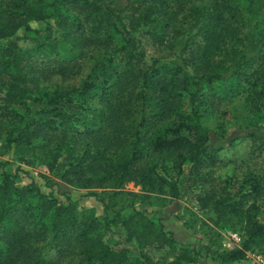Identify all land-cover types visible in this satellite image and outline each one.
I'll list each match as a JSON object with an SVG mask.
<instances>
[{
    "label": "trees",
    "instance_id": "trees-1",
    "mask_svg": "<svg viewBox=\"0 0 264 264\" xmlns=\"http://www.w3.org/2000/svg\"><path fill=\"white\" fill-rule=\"evenodd\" d=\"M120 1L0 0V40L6 39L0 42V127L6 129V143L38 139L42 151L52 153L50 167L59 169L61 179L85 190H115L133 182L148 193L177 196L171 171L180 173L185 163L193 185L204 177L213 186L211 169L220 148L211 145L210 130L200 120L215 110L212 85L229 77L250 85L249 104L259 109L264 0H126L127 15L117 6ZM140 29L154 45L178 48L175 57L144 63L135 35ZM21 40L32 46L23 49ZM77 77L75 85L63 86ZM36 85L41 88L33 96ZM184 94L190 116L180 112ZM29 101L41 104L43 112H21ZM242 135L254 146L262 132L247 129L235 137ZM18 170L0 173V264L197 262L201 248L177 250L162 227L155 230L149 222L147 232H138L137 224L146 219L139 213L130 216L138 243L142 238L168 245L172 260L153 262L145 254L111 248L105 226L121 214L109 218L104 198L101 222L68 196L58 203L53 191L42 193L34 182L17 186ZM247 172L242 184L250 186L249 193L218 189L217 180V189L200 200L204 207L213 197L218 219H235L244 232L241 247L228 252L226 262L244 259L255 248L264 253V224L257 218L262 189Z\"/></svg>",
    "mask_w": 264,
    "mask_h": 264
},
{
    "label": "rangeland",
    "instance_id": "rangeland-1",
    "mask_svg": "<svg viewBox=\"0 0 264 264\" xmlns=\"http://www.w3.org/2000/svg\"><path fill=\"white\" fill-rule=\"evenodd\" d=\"M117 6L123 10L122 15L129 14V4L126 0H121ZM144 32V29H140L135 33L141 41L144 63L150 64L154 60L169 61L175 57L178 48L154 45ZM5 41L6 39L0 40L2 43ZM19 44L23 49L32 46L27 40H21ZM86 69L85 67L83 73ZM78 81L77 77L65 81L63 86H68V83L75 85ZM49 84H52V81ZM32 88V94L35 96L41 86L38 85V89L37 85ZM250 91V85L236 77L216 81L210 90L214 95L215 110L203 115L200 121L210 130L211 145L220 148L217 154L218 164L211 169L213 178H216L213 186L216 188L219 180L218 189L225 186L226 191L232 194L249 193L250 186L243 185L242 180L244 172H252L262 189V195L257 199L259 206L257 218L264 224V99L259 109L254 110L247 98ZM2 95L3 92L0 91V97ZM42 107L35 101H29L26 107H20L19 110L25 112L26 108H29L31 116H34L37 111L43 112ZM180 112L184 116L191 115V102L187 94L183 95ZM220 124L223 125L222 128L219 127ZM247 129L262 132V137L254 146L250 137L245 135L235 137ZM5 137L6 129L0 127V164L4 165L3 168L0 167V173L3 170L14 173L16 168H19V177L15 180L17 186L26 187L34 182L42 193L53 191L58 203H66L68 196L78 210L90 213L101 222L104 216L101 198H104L107 204L109 218L116 216L118 212L121 214L115 224L105 226L104 238L115 250H126L132 256L145 254L153 262L162 259L168 263L172 260L173 253L168 245L158 242L150 244L142 238L141 245L138 243L137 235L140 234L134 232V220L130 216L139 213L146 219L137 224L138 232H147L145 227L150 222L155 230L162 227L167 236L174 239V247L177 250L181 246L201 248L195 264H261L257 256L264 253L256 248L248 251L244 259L225 261L228 252L241 247L244 232L240 229V224L235 223V219L231 222L218 219L217 213L212 209L213 197H208L205 200L207 203L202 207L201 198L209 193L213 186L211 181H206L204 177L197 179L193 185L190 181L193 176L189 174L190 166L187 163L183 165L184 170L180 173L171 171L172 181H176L178 185L177 196L170 192L148 193L141 185L133 182H128L115 190L111 188L85 190L61 179L59 169L50 167L52 153L43 152L38 139H34L31 144L13 142L9 145ZM166 188L168 190V187ZM240 189L242 191L239 192ZM250 202L251 200L247 201L246 205ZM131 233L133 235H130Z\"/></svg>",
    "mask_w": 264,
    "mask_h": 264
},
{
    "label": "built area",
    "instance_id": "built-area-1",
    "mask_svg": "<svg viewBox=\"0 0 264 264\" xmlns=\"http://www.w3.org/2000/svg\"><path fill=\"white\" fill-rule=\"evenodd\" d=\"M261 264H264V255L257 256Z\"/></svg>",
    "mask_w": 264,
    "mask_h": 264
}]
</instances>
